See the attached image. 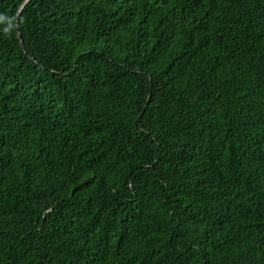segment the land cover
Listing matches in <instances>:
<instances>
[{"label":"trees","instance_id":"trees-1","mask_svg":"<svg viewBox=\"0 0 264 264\" xmlns=\"http://www.w3.org/2000/svg\"><path fill=\"white\" fill-rule=\"evenodd\" d=\"M0 264H264V0H0Z\"/></svg>","mask_w":264,"mask_h":264},{"label":"water","instance_id":"water-1","mask_svg":"<svg viewBox=\"0 0 264 264\" xmlns=\"http://www.w3.org/2000/svg\"><path fill=\"white\" fill-rule=\"evenodd\" d=\"M21 38V36H19ZM22 43V42H21Z\"/></svg>","mask_w":264,"mask_h":264}]
</instances>
